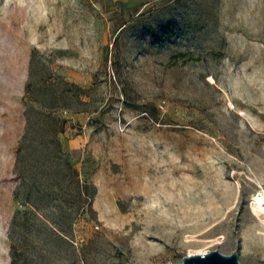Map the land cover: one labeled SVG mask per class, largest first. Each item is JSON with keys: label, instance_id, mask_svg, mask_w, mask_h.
I'll return each mask as SVG.
<instances>
[{"label": "rangeland", "instance_id": "1", "mask_svg": "<svg viewBox=\"0 0 264 264\" xmlns=\"http://www.w3.org/2000/svg\"><path fill=\"white\" fill-rule=\"evenodd\" d=\"M263 187L264 0H0V264H264Z\"/></svg>", "mask_w": 264, "mask_h": 264}, {"label": "water", "instance_id": "2", "mask_svg": "<svg viewBox=\"0 0 264 264\" xmlns=\"http://www.w3.org/2000/svg\"><path fill=\"white\" fill-rule=\"evenodd\" d=\"M169 264V263H165ZM180 264H242L239 259V252L234 250L231 253H224L219 249H213L205 254L195 253L183 256Z\"/></svg>", "mask_w": 264, "mask_h": 264}, {"label": "bare ground", "instance_id": "3", "mask_svg": "<svg viewBox=\"0 0 264 264\" xmlns=\"http://www.w3.org/2000/svg\"><path fill=\"white\" fill-rule=\"evenodd\" d=\"M255 199H257L258 201H253L252 204L255 208H258L259 211H261L264 214V187L259 191L258 195L255 197ZM234 208V207H233ZM231 210V209H230ZM192 236V235H191ZM217 241V240H216ZM189 242H191L189 240ZM221 241H217L215 243H218ZM210 250H208L207 248H191L189 250V254H195V253H200V254H205L207 252H209Z\"/></svg>", "mask_w": 264, "mask_h": 264}]
</instances>
